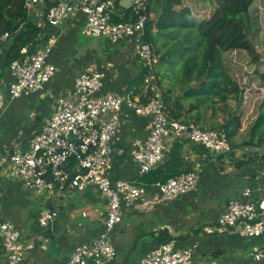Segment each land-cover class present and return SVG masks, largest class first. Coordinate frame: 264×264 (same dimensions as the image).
<instances>
[{"label":"crops","instance_id":"1","mask_svg":"<svg viewBox=\"0 0 264 264\" xmlns=\"http://www.w3.org/2000/svg\"><path fill=\"white\" fill-rule=\"evenodd\" d=\"M160 4V0H151V18L156 16L153 8ZM41 5L43 9L47 8L44 1ZM129 9L126 0L117 3L120 16H124ZM85 22L84 12L77 7L74 14L58 26L46 24L42 28L40 43L52 45L49 60L56 65L57 71L43 89L22 97L41 93L39 98L48 99L50 105L39 109L42 113L40 123L31 126L27 132L22 129L14 135V120L6 118L14 117L13 106L17 105L20 97L10 101L0 111V154L27 150L52 116L58 98L72 96L75 80L82 72L99 70L106 73L104 85L97 95L126 93L135 88L137 96L146 100L142 96L145 70L136 54L137 40L129 38L113 43L104 37H95L89 42L85 38L89 36L83 33ZM8 41L9 38L0 46V83L5 87L13 81L9 66H5ZM157 69L164 100L180 111V119L201 127H216L218 115L213 116L211 109L188 110L190 99L183 97L178 74L177 79L173 80L171 72L164 71L161 64L160 69ZM18 102L21 103L20 100ZM149 134V117L124 105L120 126L112 140V159L107 172L113 181L129 179L145 183L146 192L130 205H123L122 220L111 234L118 256L109 264H140L148 252L171 239L176 241L178 248L193 249L195 264H255L253 253L264 245V235L247 238L238 229L217 225L219 216L231 199L242 198L247 187L258 189L263 185L264 162L261 158L249 164L236 163L244 152L255 151L254 146L243 151L242 147L247 146L243 144L229 154H222L188 140L170 141L166 156L157 167H162L168 160L173 144L182 142V168L197 171L199 183L196 189L181 197L166 198L154 183L149 185L141 177L132 154L134 140L146 138ZM13 169L9 165L0 170V219L15 223L25 243L34 242V247L20 264H64L78 244L92 240L102 231L106 218V199L98 190L91 187L63 195H36L24 186ZM225 192H231V195L219 202L216 213H213L218 215L215 220L214 215L211 216L213 211L208 200L213 196L211 194ZM46 208L58 212L48 227L39 223V217ZM4 262V250L0 242V264ZM259 264H264V259Z\"/></svg>","mask_w":264,"mask_h":264},{"label":"built area","instance_id":"2","mask_svg":"<svg viewBox=\"0 0 264 264\" xmlns=\"http://www.w3.org/2000/svg\"><path fill=\"white\" fill-rule=\"evenodd\" d=\"M28 1L30 16L42 28L46 24L58 26L79 7L86 16L83 28L86 36L104 37L113 43L129 38L137 40L136 54L145 70L142 96L146 101L137 96L135 88L126 93L97 95L106 73L82 72L75 80L72 96L58 98L52 116L29 148L0 154V170L12 166L24 186L36 195H63L91 187L98 190L106 199L104 227L97 237L78 244L64 264H109L118 256L111 234L122 220L123 205H130L146 192L145 183L129 179L113 181L107 172L112 159V140L120 126L124 105L149 117V136L136 138L132 150L141 176L163 161L170 141L184 139L222 154L233 151L232 142L223 127H201L172 116L157 69L161 56L154 43L142 39L145 24L151 17L150 0H129L133 20L119 22L113 21L114 16H120L116 0H58L46 9L41 5L44 0ZM9 37L10 32L0 34V46ZM51 51V44L40 45L32 51L29 45L22 48V56L9 66L13 81L6 87L0 83V111L10 101L43 89L53 78L57 67L49 60ZM262 177L263 185L258 189L247 187L242 198L228 202L218 218V226L238 229L247 238L264 235V169ZM198 183V172L188 171L154 184L163 197L178 198L196 189ZM57 216L56 210L46 208L39 223L48 227ZM0 242L5 257L3 264L22 263L34 247V242L23 241L15 223L5 219H0ZM253 259L255 264L264 259V245L254 251ZM140 264H195L193 249L178 248L171 239L148 252Z\"/></svg>","mask_w":264,"mask_h":264},{"label":"trees","instance_id":"3","mask_svg":"<svg viewBox=\"0 0 264 264\" xmlns=\"http://www.w3.org/2000/svg\"><path fill=\"white\" fill-rule=\"evenodd\" d=\"M57 1L44 0L47 8ZM160 1V6L153 8L156 16L150 17L149 26L142 37L143 41L156 45L161 63L177 65L175 58L179 56L178 59L182 62L178 61V81L183 97L190 99L188 110L211 109L213 116L219 111L225 113L224 121L219 127L226 130L231 140L240 129V114L236 108L231 107L230 100L232 97L238 102L242 100L243 89L228 72L224 52L245 50L253 55L255 62H259L260 54L250 38L253 24L250 7L254 0ZM28 2L0 0V34L10 32L5 66H10L12 61L22 56L21 50L24 46L29 45L32 51L41 45L40 35L43 29L30 16ZM131 20V8L124 16L113 17L116 22ZM256 74L264 84V69L257 70ZM166 104L169 105L167 101ZM221 104L224 106H220ZM168 107L174 118L181 117L179 110L170 105ZM246 141L247 146L263 149L244 152L243 157L237 159L236 163L249 164L259 158L264 162V100ZM240 145L242 144L232 143L233 148ZM182 149L183 143L175 142L163 166L141 177L150 185L188 172V169L182 168Z\"/></svg>","mask_w":264,"mask_h":264},{"label":"rangeland","instance_id":"4","mask_svg":"<svg viewBox=\"0 0 264 264\" xmlns=\"http://www.w3.org/2000/svg\"><path fill=\"white\" fill-rule=\"evenodd\" d=\"M250 12L253 23L252 30L250 32V38L256 46L257 52L260 54L259 62H255L253 55L245 50H229L224 52L225 65L228 69V72L236 79L240 87L243 89L242 100L238 102V100L233 97L230 100L231 107L236 108L238 110V114H240V129L238 133L232 137L231 142L242 145H245L247 142L246 140L250 134V130L254 125L257 116L259 115L260 106L264 100V84L260 81L258 75L256 74L257 70L262 71L264 69V0H254L250 7ZM193 18H195V16ZM85 38H87V40L90 42L91 39H94L95 37L89 36ZM178 58L179 56L175 58L177 65H170L168 62H160L161 68L164 71L171 72V78L173 80L177 79V68H179V62H182V60H179ZM160 64L158 65L159 69ZM40 94L41 93H37V95L32 97H20L16 102L17 105L13 106L14 117H9L6 119L14 120L13 124L15 126V130L12 132L14 135H17V133L22 129H25V132H27L31 126L40 123L42 113L39 109L42 107H49L50 105L48 99L39 98ZM35 97H37V101ZM19 100L21 103L18 102ZM220 106L223 107L224 105L221 104ZM217 115V125L216 127L211 128H218L224 121L223 118L225 113L219 111ZM253 148L256 149L255 151H260L263 149V147ZM249 149H252V147H242L243 151ZM211 195L213 196L208 200V204H210L211 211H213L211 214L213 217V215L216 213L215 211L218 209V204H220L219 202L230 197L231 192H225V194L221 193L219 195ZM217 216L214 215L213 219L217 220Z\"/></svg>","mask_w":264,"mask_h":264},{"label":"water","instance_id":"5","mask_svg":"<svg viewBox=\"0 0 264 264\" xmlns=\"http://www.w3.org/2000/svg\"><path fill=\"white\" fill-rule=\"evenodd\" d=\"M128 3H129V5L131 6V2L129 1V0H126ZM148 26H149V22H147L146 24H145V31L147 30V28H148ZM70 138L71 139H73V136L72 135H70Z\"/></svg>","mask_w":264,"mask_h":264}]
</instances>
